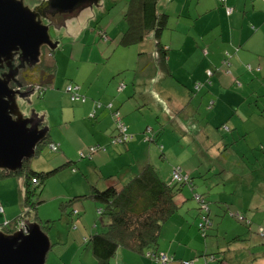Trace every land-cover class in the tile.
Returning <instances> with one entry per match:
<instances>
[{
	"label": "rangeland",
	"instance_id": "obj_1",
	"mask_svg": "<svg viewBox=\"0 0 264 264\" xmlns=\"http://www.w3.org/2000/svg\"><path fill=\"white\" fill-rule=\"evenodd\" d=\"M42 1L24 0V3L33 8ZM184 1L159 2V11L170 16L161 41L174 43L171 49L173 62L178 59L177 65L183 64L196 50L194 56L199 61V49L194 43L196 28L191 30L188 25L184 26L183 32H174L179 19H186L184 22L189 19L187 11L181 17ZM191 2L192 14H196L198 0ZM128 6L129 0H100L70 15L64 25L50 22L51 38L60 42L55 51H49L56 57L55 81L47 82V90L42 94L34 90L19 98L21 111L26 117L43 116L45 113L51 122L55 111L58 115L60 113L55 108V101L63 98L61 93L66 91L68 84L82 85L89 78V84L93 83L95 90L104 89L105 94L113 91L115 96L119 94L120 85L129 86L130 92L124 104L133 112L127 115L126 109L121 107L126 120L124 123L139 130L136 138L142 135L143 139L152 137L156 140L150 143L151 164L163 180L172 181L176 168H182L194 178L196 189L185 186L189 189L188 202L193 205L192 219L188 218L186 226L187 231L188 228L192 230L186 240H191L196 233L195 245H208L209 252L207 255L202 253V256L206 255L209 260L214 256L211 262L215 264H263L264 238L258 234V229H264L262 75L253 76L247 94L234 87L228 89L243 97L245 103L242 106L238 105L240 101H229L227 95L226 103L214 109L210 108L214 97L211 84L207 89L197 90L198 82L195 81L181 84L168 76L157 82L162 74L154 35H149L143 43L129 46L121 43L128 29L125 19ZM198 46L201 52L207 48ZM49 59L53 62L51 55ZM226 70L223 67L221 72ZM215 91L218 94L227 92L221 83L216 85ZM210 94L213 97L204 99ZM115 126L113 118L111 133L115 132ZM224 126L228 130H223ZM48 128L51 135L56 133L60 137L62 133L70 138L69 156L64 155L65 149L55 152L50 143L42 144L38 154L26 162L29 167L46 172L62 166L68 159L76 161V164L62 168L49 178L36 197L40 201L37 210L28 216V220L37 222L50 238L52 248L46 264L53 263L60 256L70 260L78 248L81 247V251L87 247L90 235L97 232L94 228L96 222L100 228L98 232H102L103 223L109 222L106 216L99 215L100 204L94 199L87 197L69 204L71 197L64 198L74 190H83L85 185H89V178L93 177L92 174L89 177L88 166L94 162L89 158L90 152L83 158L86 152L81 153L79 149L92 137L90 126L81 122H73L68 127L50 123ZM3 185L0 184V194L13 197L7 193L10 186ZM195 194H205L210 202L212 226L208 228L207 236L198 228L201 216L198 215L199 204ZM19 205L15 193V206L22 213ZM0 207L3 208L2 204ZM233 213H241L246 219L241 222ZM9 223L5 227L0 226V230ZM47 226L50 228H44ZM182 237L185 239L186 235Z\"/></svg>",
	"mask_w": 264,
	"mask_h": 264
},
{
	"label": "crops",
	"instance_id": "obj_2",
	"mask_svg": "<svg viewBox=\"0 0 264 264\" xmlns=\"http://www.w3.org/2000/svg\"><path fill=\"white\" fill-rule=\"evenodd\" d=\"M189 4H192L191 0L184 1L181 15V17H184V13L187 11L189 16L188 22H184L186 19H179V24L174 28V32H183V29H185L184 26L188 25L191 30L192 28H196L194 30L197 36L194 38V43H197L196 47L199 49V61L194 56L195 53L197 54L196 50L193 55L191 54L183 61V64L177 65L178 59L175 58L173 62V49H171L174 43L165 40V48L168 49L166 58L168 68H165L166 72L170 77L175 78L177 82L183 84L185 83L184 81L190 83L194 81L195 83L204 82L208 79L207 72L212 70L214 71V75L211 79V85L213 96L216 100H213L214 97L211 94L204 97V99L213 97L211 103L214 101L215 104L211 108L214 109L221 104H225L227 95L230 98L229 101L234 103L240 101L238 105L242 106L245 103L243 97L230 92L228 89L234 87L247 94L250 88L249 82L253 79L254 75L258 76L261 74V82L264 81V0H225L224 2L221 0H198L196 14H192V7ZM228 8H232L233 11L229 13ZM164 35L165 31L161 39ZM198 44L203 47L206 46L207 48L201 52ZM226 53L230 55L231 73H227L226 71L224 73L221 72L223 71ZM249 64L254 67L263 66L261 67V72H248L246 66ZM218 83H221L223 88L226 89V93H216L215 90ZM238 83H240V86ZM72 85L78 87L77 92L85 97V101H73L72 94L66 88V91L61 93L63 98L55 101V108L60 110L59 115L55 111V114L51 117V122H49L50 117L48 121L45 113L41 118L47 122V125L53 123L57 124V126L68 127L73 122H81L89 125L92 137L88 143L79 148L81 153L86 152L83 158L90 152L88 151V147L101 146L105 150L97 151L91 155L89 154L91 161H94L93 163H89V166L87 165L89 167V177L90 174L93 175L92 179L89 178L88 180L89 185H85V188L81 191L75 192L74 190L70 194L65 195L64 198L71 197L70 199H72L81 194L87 195L91 192L92 186L104 189L108 186L115 185L120 189L134 176L138 175L145 165L151 164L150 143L154 139L152 137L143 139L142 135L136 138V133H139V130L133 126L129 127V123H126L128 133L135 136V138L127 144L118 146L111 144V138L114 135V133H111L110 128L113 127V110H120L123 121L125 120L123 109H126L127 115H131L133 112V110L130 111V106L125 108L126 104H124L130 92L129 86L120 85L119 94L115 96L113 91L105 94L103 92L104 89L95 90L93 83L89 84V78L82 82V85ZM207 87L205 88L207 89ZM109 104L113 105L112 109L109 108ZM93 112H96L95 117L90 116ZM50 139L52 143L59 144L60 150L62 149L64 151L63 149H65V156H69L68 152L70 151L67 150V147L70 138L66 134L63 136L61 133V136L58 137L56 133H52V135L50 134ZM144 140L149 143H145ZM68 161L74 160L68 159ZM74 162L76 163V161ZM183 173L185 172L183 171ZM185 174L189 175L188 173ZM13 178L14 176L0 179V184L10 186L7 193L13 195V197H4L0 194V204L3 207H0V226L2 227H5L4 225L6 223L13 221L21 214V210H18L15 206V193L19 199V206L23 211L24 178L22 177L23 179L21 180V177H15L17 180ZM165 181L170 182L169 180ZM188 190V187H185L178 196L177 201L180 209L164 224L158 250L175 257V261L170 264H183L182 261L185 260H194L193 264H215L211 262L212 259L209 260L206 258L209 252L208 245H195L196 233L191 237V240H186L191 232L190 230H192L188 228L190 232L187 231L186 226L189 224L188 218L191 220L193 215V205L188 202ZM99 208L100 205L98 206V211ZM108 223H103L102 231L106 229ZM94 228L97 229V232L100 231L97 222L94 224ZM182 235H186L185 239H183ZM80 249L81 247L77 249L75 256L70 260L60 256L53 263L49 264H99L98 259L93 254L89 245L86 248L83 247L81 251ZM202 253L206 255L202 256ZM78 255L79 260L77 259ZM109 264L156 263L136 251L121 248L110 260Z\"/></svg>",
	"mask_w": 264,
	"mask_h": 264
},
{
	"label": "trees",
	"instance_id": "obj_3",
	"mask_svg": "<svg viewBox=\"0 0 264 264\" xmlns=\"http://www.w3.org/2000/svg\"><path fill=\"white\" fill-rule=\"evenodd\" d=\"M159 2L160 0H129L128 10L125 14L128 29L121 39L122 44L129 46L143 43L149 35H154L157 47L158 65L161 71L160 74H162V76L158 77L157 82L163 81L169 76L166 72L168 68V63L166 61L168 49L165 48V44L161 41L162 34L168 27L169 15L166 12L159 11ZM48 50L50 51V49ZM53 55L54 53L51 55L53 57V62L49 59V56L45 57L42 68L38 69L39 74L37 79L27 80L26 77L23 76L26 84L22 88V92L28 88H37L35 85L38 84L41 86L40 91L38 90L39 93L42 94L47 90V82L48 84H50V82L52 83L55 75L56 59ZM229 56V53L228 55L226 53V58L224 59V67L227 68V73H231ZM41 61L42 58L38 62V65ZM250 66L251 69H249L248 65L246 66L248 72L259 73L262 70L261 66ZM24 73L23 71V74ZM207 73L208 79L203 83H197L201 84L199 88H197L196 84L197 90L212 84L211 79L214 75V71L209 70ZM238 85L240 86V83H238ZM214 104L215 102L213 101L210 104V108L214 106ZM34 117L36 121L41 123L40 127L48 128L47 122L44 121L41 116L35 115ZM223 128V130H228L225 126ZM46 143H52L50 141L49 132L44 141L38 145L36 155L42 147V144ZM75 164L74 161H68L62 166L46 172L35 171L29 167L28 163H25L23 169L16 172H8L0 169V179L12 176L24 178L23 211L8 224L9 226L4 228V231L12 233L17 230L15 228V223L19 218H23L30 224L31 222L28 220V216L37 210L40 201L37 200L36 197L39 195V192L43 190L49 178L62 168ZM191 175L192 174H189V178L181 182L173 179L167 182L161 178L152 164H147L138 175L134 176L120 189L115 185L108 186L104 189L92 186L89 194L75 196L70 199V201H68L69 204L87 197L94 199L100 204L98 211L99 215L101 217L106 216L109 219V223L104 231L91 234L87 240L99 264H109L110 260L121 248H127L143 254V256L154 261L156 264H163L158 263L156 258H154L159 257L161 254H165L172 259L168 264L175 261L174 256L160 252L158 249L164 224L180 209V205L177 201L178 196L185 186H189L192 190L196 189L194 178H192ZM196 196H200V198L197 199ZM194 198L199 204L198 215L201 216L198 228L202 234L207 236L208 228L212 226V209L210 207V202L205 194H195ZM64 208H66V206H64ZM232 215L236 216L241 222L246 219L241 213H233ZM248 224L251 226V223ZM10 226H13L14 229ZM44 228H50V226ZM262 229L263 228L258 229V234L264 238V232L261 233ZM148 253L151 255H148ZM211 259H215V257L212 256ZM186 261L192 262L191 264L194 263V260H185L182 261V263L185 264Z\"/></svg>",
	"mask_w": 264,
	"mask_h": 264
},
{
	"label": "water",
	"instance_id": "obj_4",
	"mask_svg": "<svg viewBox=\"0 0 264 264\" xmlns=\"http://www.w3.org/2000/svg\"><path fill=\"white\" fill-rule=\"evenodd\" d=\"M100 0H43L35 7L24 0H0V169L16 172L36 155L48 128L40 127L33 117H26L18 99L26 81L22 70L26 64H37L42 47L55 51L60 42L51 38V25L46 24L47 14L73 13ZM19 57L21 65L14 66ZM38 116V115H36ZM29 223V222H28ZM12 233L0 230V264H46L52 248L50 238L37 223L28 224Z\"/></svg>",
	"mask_w": 264,
	"mask_h": 264
},
{
	"label": "built area",
	"instance_id": "obj_5",
	"mask_svg": "<svg viewBox=\"0 0 264 264\" xmlns=\"http://www.w3.org/2000/svg\"><path fill=\"white\" fill-rule=\"evenodd\" d=\"M221 1H225V0H221ZM229 13H231L233 11L232 8H228L227 9ZM228 55V53H227ZM249 69H251V66L248 65ZM124 86V85H123ZM201 86V84H197V88H199ZM78 87L74 86V85H68L67 87V91L69 93L72 94V100L73 101H77V100H83L85 101V97H83L82 95H80L77 92ZM113 105L109 104V108L112 109ZM96 112H93V114H91V117H95ZM113 118L115 119V132L114 135L111 138V144L114 146H118V145H123L126 143H129L130 141H132L134 139V136L131 135L130 133H128V127L126 126V124L123 121V116L122 113L120 112V110H113ZM50 148L52 149V151H59V144L57 143H51L50 144ZM100 150H105L104 147L101 146H94L90 148V155L94 154L97 151ZM189 178L188 175L183 174L181 168H176L173 172V177L172 179L175 181H184L187 180ZM197 199L200 198V196H196ZM243 219V218H241ZM26 225V221L23 218H19V220L15 223V228L19 229V228H25ZM263 229L261 230V233H263ZM148 255H151L150 253H148ZM156 258L158 263H163V264H168L172 259L170 257H168L165 254H161L159 257H154ZM192 262L190 261H186L185 264H191Z\"/></svg>",
	"mask_w": 264,
	"mask_h": 264
},
{
	"label": "flooded vegetation",
	"instance_id": "obj_6",
	"mask_svg": "<svg viewBox=\"0 0 264 264\" xmlns=\"http://www.w3.org/2000/svg\"><path fill=\"white\" fill-rule=\"evenodd\" d=\"M91 3H87L85 6L87 7V6H89ZM78 10H76V11H74L73 13H51V12H49L48 14H47V18H44V21H45V23L46 24H49L50 22H53L55 25H59V26H61V25H64V22H65V20L71 15H73V14H75L76 12H77ZM48 49H50L48 46H44V47H42V53H43V55H42V61H41V63L38 65V63L37 64H26L25 65V68L22 70V71H24L25 73L23 74V72H22V76H25L26 77V79L27 80H31V79H37L38 78V74H39V72H38V69L39 68H42V64L44 63V61H45V57H47V56H49V55H52L50 52H49V50ZM14 66L16 67V66H18V65H21V64H23L22 63V60H20L19 59V57H17L16 58V60L14 61ZM9 71V68L4 64V66L2 67V68H0V73H4V72H8ZM35 87H37V88H34L33 89V87L32 88H28V89H26L25 91H24V93L25 94H27V93H29V92H32V91H34V90H36V91H40V85L38 84V85H35Z\"/></svg>",
	"mask_w": 264,
	"mask_h": 264
}]
</instances>
